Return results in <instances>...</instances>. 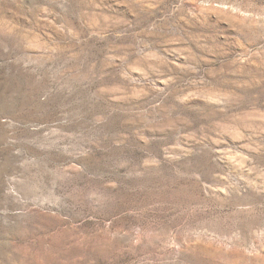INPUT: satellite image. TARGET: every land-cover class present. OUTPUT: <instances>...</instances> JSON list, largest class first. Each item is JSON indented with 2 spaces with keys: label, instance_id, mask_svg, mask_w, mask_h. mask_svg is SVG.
I'll return each mask as SVG.
<instances>
[{
  "label": "rangeland",
  "instance_id": "obj_1",
  "mask_svg": "<svg viewBox=\"0 0 264 264\" xmlns=\"http://www.w3.org/2000/svg\"><path fill=\"white\" fill-rule=\"evenodd\" d=\"M0 264H264V0H0Z\"/></svg>",
  "mask_w": 264,
  "mask_h": 264
}]
</instances>
